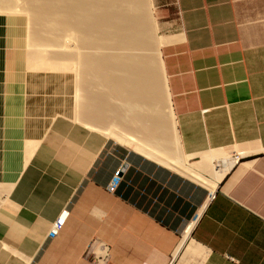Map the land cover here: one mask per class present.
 Segmentation results:
<instances>
[{"label": "crops", "instance_id": "crops-1", "mask_svg": "<svg viewBox=\"0 0 264 264\" xmlns=\"http://www.w3.org/2000/svg\"><path fill=\"white\" fill-rule=\"evenodd\" d=\"M153 2L176 169L76 127L67 80L30 47V90L53 71L38 100L76 122L20 113L2 68L23 73L22 38L0 20V264H264V0Z\"/></svg>", "mask_w": 264, "mask_h": 264}, {"label": "bare ground", "instance_id": "bare-ground-1", "mask_svg": "<svg viewBox=\"0 0 264 264\" xmlns=\"http://www.w3.org/2000/svg\"><path fill=\"white\" fill-rule=\"evenodd\" d=\"M10 15L28 21L29 46L65 60L81 123L182 165L149 0H0V18Z\"/></svg>", "mask_w": 264, "mask_h": 264}, {"label": "rangeland", "instance_id": "rangeland-1", "mask_svg": "<svg viewBox=\"0 0 264 264\" xmlns=\"http://www.w3.org/2000/svg\"><path fill=\"white\" fill-rule=\"evenodd\" d=\"M149 3H150V8H151V11H152V15H153L154 24H155L156 31H157L158 40H159V43H160L159 48L161 49L162 39L160 37V33H159V29H158V23H157L156 13H155V9H154V2H153V0H149ZM0 20H2V22H4V23H7V24L9 23V25H8L9 27L8 28L11 29V27H12V33L15 32L17 37H21L22 38L23 45L20 46V51L24 55L23 56V73L20 72V74H18L16 72L15 74H13L11 71L7 70V64H6L7 58L6 57H4V59H3L4 66L2 68V82L10 83L13 80L15 81V87H16L15 88V90H16L15 91V96H17V105L19 106L18 107L19 108V112L21 113L20 105H21V108H22V105H25V104L26 105H36V104L37 105H46V106H42V108L39 106V108L43 109L44 112L46 111V108L52 109V115L50 116L52 119L66 118V119L71 120V121H73L75 123L76 122L75 119L77 118V113H78V111H77L78 109L76 108V106H77L76 105V102H77L76 99L77 98H76L75 91L73 93L70 92V94H71V103H70V105H73V109H72L73 112L72 113H73V116L76 115V118L74 117L75 119H73V116L70 117L68 115L67 111L53 110L54 107L52 105L45 104V103H43V102L38 100V97L40 98L39 92L41 91V89H43L42 87H44V85H45L44 84L46 82L45 80H47V79L50 80L53 76L56 77V74L54 75L53 71L49 70L46 73L45 72H40L39 75H38V78H36L37 82H36L35 87H33V89L31 88V90H30V85H29V81H30V79H29L30 78L29 77L30 76V64H31V61L29 60V54H30L29 53L30 52L29 47L30 48L33 47L32 51L42 54L44 59L49 62V66H51L53 64L54 69L60 73V75H59L60 80L66 79L67 82L69 83V78H68V76H67V74L65 72V60L62 59V61H61L60 58H59L60 60L55 59L54 55H50L51 54L50 51L45 49V47H42V46L39 47V45L37 47L35 45L37 47V49L35 48V50H34V46H28L29 43H28L27 40H28V32H29V23H28V21L25 18L23 19V18L20 17L18 19H16V18L13 19V15L12 16L10 15V16H8L6 18H4V17L0 18ZM1 49L3 50V52H6L7 51V43L4 42V45L2 46ZM38 49H40V50H38ZM48 58L51 59L52 61L49 60ZM56 60H58V61H56ZM38 81H39V83H38ZM28 85H29V87H28ZM48 85H49V83H48ZM68 87H69V85H68ZM42 101H44V100H42ZM76 127L84 128V130H86L87 132L97 133L103 139H107L108 138L106 136L101 135L100 131H98V130L92 131L89 128H87L86 126H84V125L76 124ZM108 139L118 142L117 141L118 139L116 140L113 137H109ZM119 141L123 142L122 140H119ZM11 161L12 162L14 161L13 157H12ZM1 177L2 178L0 179V181L5 182V174H1ZM2 199H5V195L2 196Z\"/></svg>", "mask_w": 264, "mask_h": 264}, {"label": "built area", "instance_id": "built-area-1", "mask_svg": "<svg viewBox=\"0 0 264 264\" xmlns=\"http://www.w3.org/2000/svg\"><path fill=\"white\" fill-rule=\"evenodd\" d=\"M126 168H127V164L123 165L122 167H120L115 172L114 177H113V179H112V181L108 187L110 191L114 192L117 189L118 185L120 184V182L122 180V175L125 172ZM68 214H69V212L66 210L58 218V220L55 222V224L53 225V227L50 230V233H49L50 238H54L59 234L60 230L65 225L66 218L68 217Z\"/></svg>", "mask_w": 264, "mask_h": 264}]
</instances>
